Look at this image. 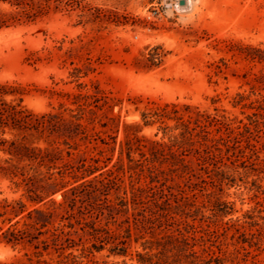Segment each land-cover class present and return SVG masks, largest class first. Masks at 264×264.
Here are the masks:
<instances>
[{"label": "rangeland", "instance_id": "obj_1", "mask_svg": "<svg viewBox=\"0 0 264 264\" xmlns=\"http://www.w3.org/2000/svg\"><path fill=\"white\" fill-rule=\"evenodd\" d=\"M179 2L63 0L60 4L53 2L50 11L34 22L0 29V83L17 89L6 95V100L22 97L27 107L45 113L59 111L61 103L74 108L67 93H97L110 105L104 110L115 117L107 127L94 124L96 131H106L101 135L109 143L97 140L83 144L79 153L99 156L98 150L103 149L105 156L111 157L104 170L113 169L118 187L106 198L117 209V195L130 202L131 247L127 255L111 253V243L104 242V248L97 250L93 244L99 245L100 240L79 230L75 236L79 245L67 252L77 255L80 264H140L138 252L148 251L142 244L151 239L150 234L135 239L132 191L159 182H151L148 166L153 163L145 160L137 148L131 153L134 161L129 162L125 148L120 154V146L126 134L170 143L169 134L178 130L165 135V124H145L144 113L165 104H189L208 113L224 114L237 126L241 120L249 121L248 115L257 111L256 99L264 95V84L255 80L264 73V61L252 60L248 55V47L264 50V0ZM0 7L8 5L0 2ZM149 53L158 56L154 64L148 60ZM239 93L248 98L236 104ZM83 123L87 124L85 120ZM175 123L166 121L170 127ZM125 124L132 126L126 128ZM260 129L258 142L252 140L258 147L264 142V125ZM143 150L150 157L148 149ZM260 150V159H264V149ZM119 158L123 162L118 163ZM186 159L192 162L191 173L170 171V162H154L165 171L160 181L166 180L177 193L184 190L183 201L188 199L194 204L187 206L189 215H175L172 226L157 232H181L196 244L195 250L205 257L219 256L223 264H264V172L242 177L235 174L234 183L219 189L193 153ZM226 162L231 166L229 160ZM130 164L135 168L130 170ZM224 169L232 173L230 167ZM21 193L8 179L0 178V199L19 198ZM217 198L231 207L228 213L217 212ZM53 199L61 201V193ZM126 216L117 214V223L110 222L109 226L102 216L95 226L123 234L127 224L117 229ZM34 251L32 245L0 242V262L57 264L59 260L56 253L44 252L39 263Z\"/></svg>", "mask_w": 264, "mask_h": 264}, {"label": "trees", "instance_id": "obj_2", "mask_svg": "<svg viewBox=\"0 0 264 264\" xmlns=\"http://www.w3.org/2000/svg\"><path fill=\"white\" fill-rule=\"evenodd\" d=\"M0 2L8 5L6 8L0 7L1 29L34 22L50 11L53 2L60 4L63 0ZM149 54L148 60L154 64L158 56ZM248 55L252 60L264 61V50L248 47ZM255 80L264 84V73L256 76ZM16 90V87L8 83H0V178L8 179L17 191L22 190L19 198L0 199V242L13 246L32 245L39 263L42 262L40 257L46 252L57 254V264H80L78 256L67 251L79 245L75 236L81 230L100 240L99 245L93 244L95 249L102 250L105 243H111V253L127 255L133 236L131 217L128 215L130 202L126 197L117 195V209L106 198L112 189L118 187L113 169L104 170L111 157L105 156L103 149L98 150L99 156H87L86 151L79 153L83 144L97 140L109 143L101 135L106 131H96L94 126L97 122L107 127L115 121V117L109 116L104 110L106 106L110 107L108 101L102 102L103 97L97 93H67L73 99L74 108L61 103L57 112L36 113L24 104L22 97L5 99L6 95ZM247 98L241 93L237 94L236 104ZM256 100L257 111L248 115V122L241 120L237 126H234V119L219 112L208 113L198 106L172 103L143 114L145 124L156 121L165 124V135L178 130L177 133L169 134L170 143L146 137L130 138L126 134V140L120 146V154H123L125 148L129 162H133L131 153L137 148L145 160L153 163L148 166L151 182H159V185L132 191V222L137 234L135 239L139 241L145 234L151 235V239L142 244L148 251L138 252L140 264H223L219 256L209 254V257H205L195 250L196 244H192L181 232H157L161 227L172 226L175 215H189L187 206L194 204L188 203V199L183 201L184 190L177 193L166 180L160 181L165 171L154 162H170V171L191 173L194 168L186 156L193 153L197 164L207 170L214 187L219 189L224 184L234 183L235 174L242 177L264 172V159H260L259 155L260 149H264V142L261 147L252 142H258L256 137L264 125V95ZM167 120H175L176 123L170 127L166 125ZM131 126L125 124L126 128ZM243 141L246 142L244 146ZM144 148L148 149L150 157ZM226 160L231 162V166H228ZM120 162H123L122 158H119ZM225 167H230L232 173L225 170ZM134 168L130 164L129 169ZM57 193H61V201L53 199ZM215 203L217 212L221 214L231 209L228 203L219 198ZM119 213L127 214L118 223L117 230L127 224L123 234L95 226L102 216L106 218L107 226L110 222L116 224V215ZM93 215L94 220H88ZM82 237H79V241ZM154 249L157 252L149 253Z\"/></svg>", "mask_w": 264, "mask_h": 264}, {"label": "water", "instance_id": "obj_3", "mask_svg": "<svg viewBox=\"0 0 264 264\" xmlns=\"http://www.w3.org/2000/svg\"><path fill=\"white\" fill-rule=\"evenodd\" d=\"M180 5H184V4H186V0H180Z\"/></svg>", "mask_w": 264, "mask_h": 264}]
</instances>
